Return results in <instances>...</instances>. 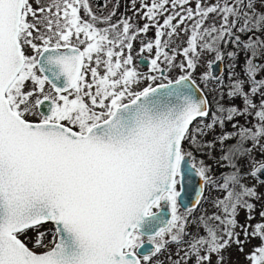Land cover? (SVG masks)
<instances>
[{
	"label": "snow or ice",
	"instance_id": "snow-or-ice-1",
	"mask_svg": "<svg viewBox=\"0 0 264 264\" xmlns=\"http://www.w3.org/2000/svg\"><path fill=\"white\" fill-rule=\"evenodd\" d=\"M257 2L264 7V0H130L141 26L123 15L113 22L115 8L97 14L91 0H0V264H157L170 244L177 250L168 264H213V256L224 264L228 247L243 252L251 238L261 242L245 258L264 264V211L250 223L251 201L262 197L243 183L250 177L264 187V63H257L264 12ZM150 30L154 36L143 39ZM181 36L183 47L174 40ZM227 43L239 50L230 59L245 54L244 76L227 93L243 107L217 103L205 124L211 106L193 73L202 67V80L215 79ZM146 58L148 74L134 64ZM176 68L181 74L169 79ZM240 116L252 120L241 125ZM232 121L235 131H223ZM217 127L218 139L209 141ZM229 140L235 143L225 146ZM217 143V163L230 169L222 182L197 160ZM246 157L242 174L237 161ZM193 176L223 193L212 201L219 211L201 216L204 231L195 235L178 213Z\"/></svg>",
	"mask_w": 264,
	"mask_h": 264
},
{
	"label": "rangeland",
	"instance_id": "rangeland-1",
	"mask_svg": "<svg viewBox=\"0 0 264 264\" xmlns=\"http://www.w3.org/2000/svg\"><path fill=\"white\" fill-rule=\"evenodd\" d=\"M43 2V0H42ZM204 2L206 4H211V3H214L215 0H204ZM195 5V0H193V6ZM34 7H36L35 3L33 5ZM137 7H139V2H137ZM255 10L257 12H264V7H262L260 5V3H256L255 5ZM130 17H133V20L135 22H137L139 25H143L144 21L142 19H140L139 16H133V11L131 10V16ZM215 22L217 25H219L220 23V20L219 18H216V17H210L209 20L207 21L208 24H211ZM150 33H153L154 35V30H150L149 34ZM246 37L242 38L245 39ZM187 37L186 36H181L179 39H175V43L176 45H179L180 47H183V41H186ZM233 45L232 43H227V44H222L221 45V49L224 53V58H223V63H224V71L221 75V77L217 80H211L210 82H206L204 80H202L201 76H200V72L204 71V69L202 67H198L196 72L193 73V79L195 80V82L199 85L200 88H202V90L206 93V94H213L214 92H217L218 96L215 97L213 100H214V110L210 112L209 114V117L204 119L203 123L207 124L210 120H211V117H212V112H215L216 110V105L217 103H222L224 104L225 106L229 105V104H232L234 103L235 105L237 106H240V107H243V104H242V101L237 98L235 99L234 101L231 100L227 93L229 91V85L237 78H240L239 74L236 72L239 68L243 67V62H244V59L241 55H239L238 59L236 60H232L230 59L228 56H227V53L230 52V51H233L230 46ZM140 47V43H139V39L134 42V46H133V54L134 56L136 55L138 49ZM31 51V50H29ZM240 54V53H239ZM149 54L145 53V56H148ZM148 59V58H147ZM203 59L204 60H208V59H213V56L211 54H204L203 55ZM150 61V59H149ZM236 63H238L236 65ZM257 63L258 64H262L264 63V56L260 57L258 60H257ZM134 64H137L138 67H139V70L145 74H148L149 73V68H150V63L147 65V66H141L137 63L136 59H134ZM181 74L180 70L178 68L176 69H173L170 73H168V77L169 79H172V78H178V76ZM261 75H264V72L261 73ZM161 81H157V83H159ZM163 82H167V81H163ZM143 86H146V84H142L141 87ZM221 95H223V99H221ZM257 100V102L259 101L260 97L257 96L255 98ZM31 119H36V117H32ZM237 119L239 120V123L241 125H244L246 124L248 121H251L252 118L251 117H244V116H240V117H237ZM236 121H232V122H226L224 128H223V131H228V132H232V131H235V129L232 128V123H235ZM222 129L220 127H217L215 129V132H210L208 134V136L206 137L209 141L213 140L214 138L215 139H218V136H216V133H219L221 132ZM235 141L234 140H229V141H226L225 142V146L227 145H231V144H234ZM220 148H221V145L219 143H217L215 145V149L209 151L207 149H205L206 152H208V155L207 156H210L211 157H214L216 156V153L219 152L220 156H221V152H220ZM252 156L256 157V159H259L260 158V155H259V150H256L252 153ZM199 159H203V156L200 155V154H197V160ZM251 159V157H246V158H243V159H239L237 161V164L240 168V171L242 174H245L248 172L249 170V167L250 165L248 164V160ZM230 171V169H228L227 171H224V172H218V173H213L211 172V175L213 177H215L217 179L218 182H222L220 180V176H221V173H225V172H228ZM243 183L246 184V185H256L257 186V190L258 192L261 194V199L259 200H253L251 202H253L255 204V209L253 210L252 212V215L254 217L253 220L250 221V223L252 225H255L256 223H259L261 222V217H260V213L262 211H264V187H261L257 184L256 181H254L253 179H251L250 177H247L243 180ZM218 195H223V193H217L214 188L208 184H206V187H205V192H204V195H203V202H201V204L198 206V208L193 212V216H194V223L196 228H195V232L192 233V235H195L197 233L199 234H203V231L204 229L199 227V222H200V217L201 216H208V215H211V213L213 211H219L218 209H215L213 207V204H212V201L218 196ZM178 213L185 216V218L187 219L188 217V214L187 212H185L183 209H181L180 207H178ZM189 219V218H188ZM238 220L240 221L241 224L245 223L246 221V213L244 210H240L239 211V215H238ZM252 229L249 228V231H251ZM237 231H240V229H237ZM34 233L32 232H29V235L28 237H26L25 239L29 242V246L31 247V240L32 238L34 237ZM46 239H48L46 237ZM241 239H243V234L241 233ZM49 240V239H48ZM260 239L259 238H251L249 241H247L244 245V250L243 252L239 250V248L233 244L231 245L230 247H228L224 253H223V256H224V264H248L247 260H246V255L253 249L254 246L256 245H259L260 244ZM177 250V246L175 244H170L167 251L162 253L160 256H159V259L157 261V264H161V262H163V264H168V260H167V257H168V254L169 253H174L175 251ZM215 261H216V257L213 256V264H215Z\"/></svg>",
	"mask_w": 264,
	"mask_h": 264
},
{
	"label": "flooded vegetation",
	"instance_id": "flooded-vegetation-1",
	"mask_svg": "<svg viewBox=\"0 0 264 264\" xmlns=\"http://www.w3.org/2000/svg\"><path fill=\"white\" fill-rule=\"evenodd\" d=\"M91 4H92V7L94 8V10L99 15H105L109 11H111L113 8H115L116 15L113 16V18H112L113 22H116L117 20H119L122 15L123 16H128V17L131 16L130 0H91ZM152 36H154L153 33H150V34L148 33L147 36L143 37V39L147 40L148 38H150ZM136 61L138 63V60H136ZM148 61H149V59H148ZM149 63H150V61H149ZM205 187H206V184H204V192H205ZM202 200H203V196H202L199 204L194 209L184 210L188 214V217H187V221H188L187 231L190 234L194 233L195 232L194 230L196 228V226H195L196 223H194V219H193L194 218L193 212L198 208V206L201 204V202H203Z\"/></svg>",
	"mask_w": 264,
	"mask_h": 264
},
{
	"label": "water",
	"instance_id": "water-1",
	"mask_svg": "<svg viewBox=\"0 0 264 264\" xmlns=\"http://www.w3.org/2000/svg\"><path fill=\"white\" fill-rule=\"evenodd\" d=\"M149 63L148 59L138 60V64L141 66H147ZM224 71V63L223 61L217 62L214 66L213 73L215 76L214 80H217L221 77ZM166 83V82H165ZM196 88L198 89V95H203L207 98L205 92L199 85L196 83ZM208 99V98H207ZM201 193L200 200L204 194V184L201 185V182L198 177L193 176L191 182L187 185L186 194L183 196V199L180 203V207L183 210H191L194 209L198 204H196L197 194ZM51 225V224H50ZM149 245H146L148 247Z\"/></svg>",
	"mask_w": 264,
	"mask_h": 264
},
{
	"label": "trees",
	"instance_id": "trees-1",
	"mask_svg": "<svg viewBox=\"0 0 264 264\" xmlns=\"http://www.w3.org/2000/svg\"><path fill=\"white\" fill-rule=\"evenodd\" d=\"M237 34H239V33H237ZM241 35H242V38L245 37L243 34H241ZM230 48H231L233 51H239L238 49H236V48L234 47V45H231ZM239 53H240L239 55H241V56L243 57V59H245V54H244L243 52H239ZM237 64H238V63H236V65H237ZM236 72L239 74L240 78H243L244 73H243V71H242V67L239 68ZM217 94H218L217 92H214V93L211 94V95L206 94V95H207V98H208V100H209L210 106H211V111L214 110V105H215V103H214V100H213V99H214L215 97L218 96ZM215 95H216V96H215ZM214 96H215V97H214ZM211 111H210V112H211ZM219 157H220L219 152L216 153V156L211 157V158H210V156H207V155H204V156H203V159L205 160V162H206L208 165H211V172H213V173H218V172L220 173V172H224V171H227V170H228V168H222V167L220 166V164L217 163ZM48 227L51 228V225L49 224ZM47 238L50 240V239H51V235H49Z\"/></svg>",
	"mask_w": 264,
	"mask_h": 264
}]
</instances>
